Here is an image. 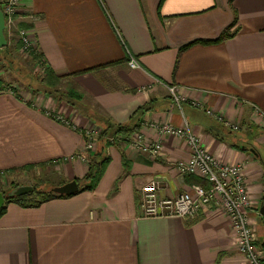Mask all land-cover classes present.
Returning a JSON list of instances; mask_svg holds the SVG:
<instances>
[{
	"label": "crops",
	"instance_id": "0c3cea01",
	"mask_svg": "<svg viewBox=\"0 0 264 264\" xmlns=\"http://www.w3.org/2000/svg\"><path fill=\"white\" fill-rule=\"evenodd\" d=\"M18 5L17 21L34 28L31 41L42 63L67 75L64 80L84 103L117 124L151 105L137 132L148 144L159 141L161 154L153 159L121 140L104 150L109 162L93 189L32 208L7 204L0 218V264H249L221 211L207 208L191 220L147 218L139 204L140 188L150 178L160 182L164 197L193 184L175 168L189 156L185 143L157 130L164 124L181 127L185 119L215 157L242 165L248 217L259 213L264 170L241 142L264 140V0H19ZM226 32L216 43L181 49ZM130 58L137 68L129 67ZM170 85L186 100L183 115L169 96ZM11 87L17 95L0 91V173L28 166L49 171L52 163L55 184L82 178L88 165L75 158L84 147L81 131L98 126L64 101ZM193 104L216 111L239 131L222 128Z\"/></svg>",
	"mask_w": 264,
	"mask_h": 264
},
{
	"label": "built area",
	"instance_id": "2783aa9c",
	"mask_svg": "<svg viewBox=\"0 0 264 264\" xmlns=\"http://www.w3.org/2000/svg\"><path fill=\"white\" fill-rule=\"evenodd\" d=\"M18 4L19 0H0V10L4 15L5 30L6 28L16 29L18 17L21 16ZM28 16L32 22L35 21V15L27 14V19ZM30 32L28 28L18 30L24 49H28L29 46L35 47L31 41ZM128 65L130 68L138 67L133 58L128 60ZM167 89L174 105L183 115L182 105L186 100L176 86L170 85ZM193 105L202 110L207 117L216 121L222 128L232 132L238 130L237 124L227 121L216 111L203 109L198 104ZM257 112L259 116H262L259 110ZM62 121L65 124H70L67 120L62 119ZM157 130L160 135L182 140L188 149V158L175 163L176 171L181 175L197 176L206 183V186L193 183L187 191L178 193L173 197H164L160 195V182L156 178H150L140 188L139 209L141 216L147 218L178 217L191 220L204 209L214 208L227 216L236 249L244 260L249 264H264V251L257 245V235L248 217L250 203L242 165L225 163L215 157L202 145L200 137L185 119L181 127L164 124L159 125ZM81 132L85 140L84 147L75 158L87 163L89 159L85 153H91L94 150L101 129L98 127ZM108 139L111 142L126 140L139 151H146L153 159L161 154L160 142L155 141L148 144L140 132H136L128 138L120 139L113 136L108 137Z\"/></svg>",
	"mask_w": 264,
	"mask_h": 264
},
{
	"label": "trees",
	"instance_id": "16d2710c",
	"mask_svg": "<svg viewBox=\"0 0 264 264\" xmlns=\"http://www.w3.org/2000/svg\"><path fill=\"white\" fill-rule=\"evenodd\" d=\"M163 1V0H160ZM20 27H30L29 25L25 26L23 24H21ZM229 34L226 33H222L217 39L212 40V41H193L190 42L184 46L181 47V49L187 48L188 46L194 44V43H202V44H208V43H216L220 40H222L224 37H228ZM16 45L18 46L19 43L17 42ZM7 49V47H5ZM5 48H1L0 49V53L4 52L6 49ZM35 58H38V55L36 53ZM109 65V64H108ZM67 76V75H66ZM66 76H59L54 74V72L47 68L45 70V73L42 74L38 79H37V88L33 89L32 93L34 94H38V93H42L48 96H54L56 97V99L58 101H64L66 104L72 106L73 108H75L78 112H80L83 116H85L86 118H88L91 122H93L95 125H97L100 129H101V133L100 136L97 139V143L98 145H101V149L100 151H102V154L104 153V150L111 146L116 144L117 142H111L109 141L108 137H115V138H128L130 137L132 134L136 133L141 125V121H140V117L141 115L148 111L151 108L150 106H142L139 107L138 109H136L134 111V113L132 114V116L130 117V120L127 123L124 124H117V123H112L110 121H108V119H106L103 114L101 112H97L96 109H94L92 106H89L86 103L82 102V95L77 93L75 90L72 89H68L65 91H57V85L60 83V81L65 78ZM5 85L4 83H2L0 81V91L2 90V86ZM7 85V84H6ZM55 88V89H54ZM13 93L15 95H17L16 91H13ZM231 132V131H229ZM104 144V145H102ZM249 150H251L254 155L256 156V159L258 161H260V163L262 164L263 168H264V153H262V151H256L255 149L252 148H248ZM86 157L89 159L88 160V170L86 172V174L82 177V178H75V180L78 183L79 186V192L81 191H86V190H91L93 189L100 177L102 176L103 170L105 165L109 162V157L105 156L102 159H98L96 157L97 153H85ZM99 155V153H98ZM96 157V158H95ZM122 158V164L124 166V168H127V161L124 157V155H121ZM33 168H36L35 166H28V167H23L21 168L22 170H31ZM20 169H14L13 171L10 172H14ZM3 173H0V175ZM192 178L193 183L195 184H200L203 186H206V183L202 180L199 179L198 177L195 176H189ZM65 183V182H64ZM63 184V183H62ZM55 185H60V184H53L51 186H55ZM17 186V185H16ZM15 186V187H16ZM33 187V191L31 193L25 194L23 196H15V197H8L5 196L6 192H1L4 196H5V201L2 207H0V218L4 215L5 211H6V205L9 203H15L21 207H28V208H32V207H37L40 204L51 200V199H55V198H67L70 196H64V195H57L54 194L52 192H45V189H38L35 186ZM258 224L262 225L263 229H264V217H262L261 215L258 218ZM257 245L264 251V240L259 241L257 239Z\"/></svg>",
	"mask_w": 264,
	"mask_h": 264
},
{
	"label": "rangeland",
	"instance_id": "374dc122",
	"mask_svg": "<svg viewBox=\"0 0 264 264\" xmlns=\"http://www.w3.org/2000/svg\"><path fill=\"white\" fill-rule=\"evenodd\" d=\"M16 23V29L11 28L4 31L5 39H6V45L2 48L7 47V49L0 53V70L2 71L1 79L0 81L2 83H10L9 85L5 84L2 86V90H9L13 93V91H16L12 89L11 84H14L18 87L19 90H22L23 92L26 90H30L31 92L33 89L37 88V79L45 73V70L47 67L42 63L41 56L37 50L36 47L32 48V46L28 47V49H24L22 47V42L18 35V30L23 29L24 27H20L21 24L19 21ZM32 31L34 28L32 27H26V29ZM19 43L17 46L16 43ZM1 49V48H0ZM38 55V58H35V55ZM66 78V77H65ZM68 79V78H67ZM67 79L64 80V78L60 81V83L57 85L56 88L57 91H65L68 89L75 90L77 93L78 90L74 89L72 86H69L67 84ZM65 82V83H64ZM55 89V88H54ZM17 93V92H16ZM82 95V94H81ZM53 100L58 101L56 97L50 96ZM82 102H86L84 100V97L82 95ZM97 112H100L96 109ZM102 113V112H101ZM228 121V120H227ZM238 125V124H237ZM239 131L240 126L238 125ZM263 130V129H262ZM261 133V131L259 130ZM255 134L257 138L262 136L260 133ZM263 132V131H262ZM255 137V136H254ZM85 142V140H84ZM83 142V143H84ZM243 145L246 144V147H250L252 149H255L256 151H262L264 153V140L263 138H260L259 140H252L246 139V141L241 142ZM104 145V144H102ZM101 145L98 143L95 144V149L97 155L96 157L98 159H102L106 156V153L102 154V151H100ZM99 153V155H98ZM95 157V158H96ZM88 164V163H87ZM54 164L49 163V171H45L44 169H41L40 167L33 168L31 170H17L14 172L9 173H3L0 175V191L1 192H8L11 189H13L16 185H32L35 186L38 189H48L51 185L55 184L57 182L58 177L54 173V171L51 169V167ZM262 170H264L262 166ZM245 180V179H244ZM260 214L257 212V216L255 219L249 218L251 226L255 229L257 239L259 241L264 240V229L262 225L258 224V218Z\"/></svg>",
	"mask_w": 264,
	"mask_h": 264
},
{
	"label": "water",
	"instance_id": "95a60500",
	"mask_svg": "<svg viewBox=\"0 0 264 264\" xmlns=\"http://www.w3.org/2000/svg\"><path fill=\"white\" fill-rule=\"evenodd\" d=\"M5 29V21L4 15L0 10V48L6 45V39L4 35ZM216 131L220 130L215 128ZM33 191L32 185H19L11 189L10 191L6 192L5 196L8 197H15V196H23L25 194L31 193ZM79 186L75 179L67 181L60 185L50 186L48 189H45V192H52L57 195H64V196H72L78 193ZM5 196L0 192V207L3 206L5 201ZM259 214L264 217V194L262 195V202L259 207Z\"/></svg>",
	"mask_w": 264,
	"mask_h": 264
}]
</instances>
